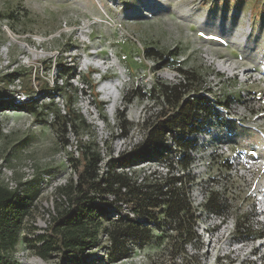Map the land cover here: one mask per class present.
<instances>
[{
    "label": "rangeland",
    "instance_id": "1",
    "mask_svg": "<svg viewBox=\"0 0 264 264\" xmlns=\"http://www.w3.org/2000/svg\"><path fill=\"white\" fill-rule=\"evenodd\" d=\"M150 46L175 49L172 64L158 68L152 58L140 61L137 57ZM74 60L78 73L59 77L58 67ZM179 68L191 74L186 97L198 94L211 103L206 123L211 132L232 133V150L264 157V0H0V182L23 178V167L29 162L35 176L47 170L59 175L69 171L59 156L62 150L67 152L61 136L64 121L71 120L68 109L85 120H71L76 137L109 139L115 145L116 124L127 122L129 130L127 115L137 105L143 106L145 114L152 113L153 104L143 101L142 94L148 93L157 77L172 80V72ZM14 72L18 86L8 77ZM115 78L121 81L120 94L111 112L109 98L103 99L99 86ZM123 91L128 94L121 98ZM229 97L241 102V111L226 109L220 116L218 111ZM30 100L35 101L36 111L24 108ZM66 136L70 137L68 131ZM207 163L214 178L226 172L224 157ZM157 164L151 160L137 168L138 173L157 174ZM258 175L262 178L264 169ZM215 182L216 191L224 196L222 209L234 224L226 239L217 238L208 245L203 240L206 235L197 234V239L183 241L163 224L162 214L156 224L138 219L145 227L142 233L148 235L137 242L127 241L125 259L110 261L102 237L99 246L78 264H216L214 255L224 252L226 258L218 264H232L234 259L264 264V247L252 254L249 241L244 245L236 241L264 237L263 226L243 232L235 224L251 215L256 188L242 177ZM49 192L45 188L38 200L37 232L49 223ZM55 203L56 199L54 207ZM24 228L29 231L30 226ZM30 245L18 242L11 254L17 264L58 262L43 261Z\"/></svg>",
    "mask_w": 264,
    "mask_h": 264
},
{
    "label": "trees",
    "instance_id": "2",
    "mask_svg": "<svg viewBox=\"0 0 264 264\" xmlns=\"http://www.w3.org/2000/svg\"><path fill=\"white\" fill-rule=\"evenodd\" d=\"M175 49L162 51L155 47H146L143 49V55L146 58H152L156 61L158 68H164L171 65L176 54ZM77 61L72 64L60 65L57 69V75L75 76L77 74ZM185 81L179 84H170L161 81L155 82L145 95H163L168 107H164L159 113L152 112L143 123L148 129L147 137L144 141L138 143L130 150L123 151L118 157L110 158L108 170L103 175L98 174V163L101 160L96 139L84 141L78 138L77 158L69 156V167L76 173L77 180L74 182L69 177L66 184L55 189L56 200L52 212L48 211L49 223L43 232L36 231L35 212L38 206V200L41 195V184L38 175L32 180L22 181V177L17 179V188L11 189L3 181L0 182V264H17L11 254L16 249L20 240L29 242L36 253V256L43 261L57 259L56 264L80 263L87 252L95 250L104 237L109 249L110 261L117 262L128 256L129 249L127 241L137 242L143 235L145 229L143 222L152 221L154 224L161 220L163 214V224L179 236L183 241L197 239L196 230H194L195 214L192 210L186 189L183 182L189 181V176H174L171 174L166 178L146 177L145 182L137 183L132 176L126 172H118L117 167L132 165L141 160H151L158 157V151L155 146L162 144L165 134L171 131L174 134L176 143L181 146H194V139H182L177 132H190L200 127L197 122L198 116L203 118L205 124L208 121L207 111L209 101L206 98L198 97L194 94L193 98L185 97L191 89L188 87L191 82L190 73L187 70L180 69ZM16 72L9 74L11 81H14ZM193 76V74H192ZM69 86L72 84L70 82ZM58 87V85H55ZM92 88V87H91ZM125 97V96H124ZM232 98H228L231 100ZM182 101V102H181ZM72 100H69V103ZM34 100L25 103L27 110H37ZM102 104V103H101ZM203 105V106H202ZM17 106V105H15ZM40 109V108H39ZM171 111L170 115L165 114ZM212 118L215 113H211ZM67 115L71 120L79 118L84 122L81 114L68 109ZM63 119L67 117L62 116ZM66 120L63 123V134L61 136L63 143H69V137L66 136L68 127L75 128L74 122ZM127 122L118 123L122 133L126 132ZM75 131V130H74ZM191 161L189 155H184L179 162L181 168L188 166ZM228 163L226 162L227 170ZM134 171V174H137ZM223 172L222 174H224ZM223 176V175H222ZM181 181V185H177ZM164 186L167 188L164 189ZM109 194L112 193L118 200L127 201L135 217H125V219H113L109 217L108 209L99 206L95 201V196L91 194ZM222 193L211 191L205 207L219 212H224ZM214 196V200H212ZM226 201V200H225ZM109 205V204H107ZM225 213V212H224ZM34 218V219H33ZM247 220V219H246ZM247 221L236 222V229L247 232L251 226L246 225ZM107 223L108 226H103ZM30 226L29 231L25 230V225ZM105 234V236H102ZM252 239V238H248ZM246 239V240H248Z\"/></svg>",
    "mask_w": 264,
    "mask_h": 264
},
{
    "label": "built area",
    "instance_id": "3",
    "mask_svg": "<svg viewBox=\"0 0 264 264\" xmlns=\"http://www.w3.org/2000/svg\"><path fill=\"white\" fill-rule=\"evenodd\" d=\"M8 31V30H7ZM140 61L147 60V58L137 57ZM141 58V59H140ZM173 76L166 81L160 77H157L155 81L152 82L150 87L157 82H165L170 84H179L185 81V76L183 73H179L177 71L172 72ZM111 80V79H107ZM105 82V81H104ZM13 83L16 86L19 85V78L15 77ZM117 92L119 96L120 90L119 86L117 87ZM100 91V90H99ZM146 92V91H145ZM108 94L112 95L109 89L100 91V95ZM124 94V95H123ZM121 95L123 96L128 94V91L124 92ZM188 95V94H187ZM186 97V96H185ZM103 99H107L104 98ZM142 100L145 102H150L153 104L152 112L159 113L164 107H168L166 104L163 95H145L142 97ZM121 101V100H120ZM182 102V101H181ZM143 106H135L132 111L131 116L133 118H129L128 120L131 122L130 129L126 130L125 133H122V129L118 127L119 132L114 135L118 136L115 145L110 143L109 139L96 140L98 143L99 152H101V160L98 163V174L103 175L108 170V162L110 158L118 157L123 151L130 150L131 148L138 145V143L144 141V139L148 136V129L143 126L144 121L150 115L145 114L142 110ZM145 108V106H144ZM241 102L239 100L231 99L227 104L221 106V109L218 111L220 116H224L223 113L226 109H231L233 112L238 113L241 111ZM142 112V113H141ZM171 111H168L165 114V117L170 115ZM203 118L198 116L197 122H200V127L195 131L185 132H177L179 137L182 139H194L196 144L194 146H181L176 143L175 136L171 131H168L165 134L164 141L162 144L155 146V150L158 151L159 156L151 159L152 161H158L159 167L157 174L150 173H137L134 174V171H137V168L148 164L151 160H141L138 163L132 165H125L123 167H117L118 172H126L127 175L132 176L137 183L145 182V178H153L156 176L157 178H166L173 174L174 176H185L188 175L189 181L183 182V186L186 189V194L188 195L192 210H194L195 214V223L194 230H196L197 234L200 236L202 234L204 236L203 240L207 242L208 245H211L213 242L217 241V238L224 237L226 239L229 237L228 228L234 227L233 220L229 216L230 214L214 211L207 207H205V203H207L209 198V193L211 191H216L215 189V181L217 179L223 180H231L233 177H242L246 178L249 181V184H253L256 188V201L251 206L250 216L247 217L246 225L248 226H263L264 227V176L261 178L258 173L261 169H264V157L259 156L257 154L251 153L249 151H235L231 148V142L233 141V134L228 132H221L222 135H216L211 132L209 126L205 124ZM68 132L70 133L69 143L66 144L67 152L62 150L60 152V157L65 160L68 165L69 171L62 172L61 175L54 174L55 171L47 170L46 172H41L38 177L40 178L39 184H41V191L45 188H49L52 192H49V197L51 199V211L54 209V200H59V198L55 197L54 191L57 187L63 186L66 184L69 177H72L74 182L77 180L76 173L69 167V156H73L77 158L79 156L78 152V137L74 134V131L68 127ZM227 133V134H226ZM113 134V133H111ZM111 137V136H110ZM109 137V138H110ZM230 137V138H228ZM215 142L213 143V141ZM110 143V145H109ZM184 155H189L191 157V161L188 166L185 168H181L178 165L179 160L184 157ZM221 156L224 157L226 162L228 163L227 170L224 174H218L215 178L212 176L211 166L207 163V161H212L215 157ZM204 161V164H202ZM26 169V172L22 178V181L32 180L35 177V170L31 168L30 162L28 165L23 167ZM223 175V176H222ZM11 189L17 188V181L6 178L5 180H1ZM177 185H181V181H177ZM167 187L164 186V189ZM41 192V193H42ZM92 196H95V201L99 206L106 207L108 209L109 217L113 219H125V217H133L134 213L131 211V207L127 201L118 200L114 194H97L93 193ZM55 198V199H54ZM109 204V205H107ZM48 215V214H47ZM46 225V224H45ZM44 225V226H45ZM43 231V230H42ZM264 237L262 238H252V239H236L237 242H241V245L247 243L249 241L251 248L249 252L254 254L253 252H260L261 248L264 247ZM18 254V252H17ZM16 254V256H17ZM226 252L214 255L213 262L218 264L222 261L223 258H226ZM23 258V256H21ZM238 261V264H242L245 261L243 260H231L230 262L233 264Z\"/></svg>",
    "mask_w": 264,
    "mask_h": 264
},
{
    "label": "bare ground",
    "instance_id": "4",
    "mask_svg": "<svg viewBox=\"0 0 264 264\" xmlns=\"http://www.w3.org/2000/svg\"><path fill=\"white\" fill-rule=\"evenodd\" d=\"M88 63V62H86ZM122 72V71H121ZM120 72V73H121ZM120 79L119 78H115L113 80H106L105 82H103L100 86H99V90L100 91H104L106 89H109L110 92L112 93L111 96H109V106H110V111L113 112L114 108H115V102L117 100V95H118V90L117 87L120 86ZM104 98H108V94L103 95ZM35 259V258H34ZM35 261H38L40 263H42L39 259H35Z\"/></svg>",
    "mask_w": 264,
    "mask_h": 264
},
{
    "label": "water",
    "instance_id": "5",
    "mask_svg": "<svg viewBox=\"0 0 264 264\" xmlns=\"http://www.w3.org/2000/svg\"><path fill=\"white\" fill-rule=\"evenodd\" d=\"M41 259V258H40Z\"/></svg>",
    "mask_w": 264,
    "mask_h": 264
}]
</instances>
